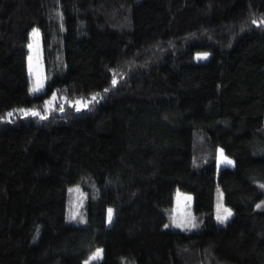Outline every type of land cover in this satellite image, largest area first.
Wrapping results in <instances>:
<instances>
[{
  "label": "trees",
  "instance_id": "obj_1",
  "mask_svg": "<svg viewBox=\"0 0 264 264\" xmlns=\"http://www.w3.org/2000/svg\"><path fill=\"white\" fill-rule=\"evenodd\" d=\"M261 21L264 0H0V264H264ZM176 191L192 231L165 227Z\"/></svg>",
  "mask_w": 264,
  "mask_h": 264
},
{
  "label": "rangeland",
  "instance_id": "obj_2",
  "mask_svg": "<svg viewBox=\"0 0 264 264\" xmlns=\"http://www.w3.org/2000/svg\"><path fill=\"white\" fill-rule=\"evenodd\" d=\"M33 30H35V32ZM28 49H29V54L27 58V65H28V76L31 82V87L37 81H40L44 85V88L41 91L43 92L45 89L46 77H45V69H44V63H43L42 42H41L40 32L36 27L32 28V30L30 31ZM202 54H205V53H198L195 55V58L198 60H206L209 56V54L206 53L207 54L206 59L198 58ZM41 92H38V93H41ZM38 93H35V94H38ZM35 94H32V95H35ZM48 101L49 103L46 104L45 111H49L54 108V106L57 103L56 96H55V99L53 100V95H52L50 99H48ZM75 101L70 102V104H72L75 108H77ZM61 103L62 104L64 103V99L61 100ZM81 103L83 104L84 101H81ZM81 108H85V107L81 106L80 109ZM217 158H218V162H217L218 168H221L222 166H232V163L227 164L223 162L225 159L227 160H230V159L224 156L221 150H219ZM217 196H218V200L215 206V217L219 225H224L231 216L228 217V219L224 223H221L220 221H218L217 215L218 214L221 216L226 215L224 210L225 209L230 210V209L225 207L224 202H223L222 193L218 192ZM85 197L86 195L85 193H83L80 187L74 186L70 189L69 199H68V212H69L70 218L73 215H75L76 218L82 219V208H83ZM189 197L191 199H188ZM191 204H192V196L190 194L176 191L175 196H174L173 206L168 216L169 220L166 224L168 225V227L166 228L170 230H187V231L194 230L195 227H191L192 224H195ZM111 216H112V212H111ZM110 219L111 218H109V210H108L107 220L110 221ZM174 221L175 223L180 224L181 227H175L173 223ZM99 249L102 250L101 248ZM90 257H92V255Z\"/></svg>",
  "mask_w": 264,
  "mask_h": 264
},
{
  "label": "snow or ice",
  "instance_id": "obj_3",
  "mask_svg": "<svg viewBox=\"0 0 264 264\" xmlns=\"http://www.w3.org/2000/svg\"><path fill=\"white\" fill-rule=\"evenodd\" d=\"M252 23H253V24H256L257 21H256V20H253ZM261 24H264V21H261ZM33 31L35 32V30H33ZM30 47H31V45H30ZM198 58L206 59V58H207V54H206V53H205V54H202V55L199 56ZM116 83H117L116 79L113 78V80H112V84L115 85ZM43 88H44L43 83L40 82V81H37V82H36V83L30 88L29 91H30V94H35V93L41 92V91L43 90ZM107 91H109V89H104V92H107ZM98 97H100V93H94V94L91 95L90 100L87 101V102H84L83 104L81 103V100H77V101H75V104L77 105V111L80 110V107H81V106H83V107H87V106H88V103H91V102H98V100H97ZM54 99H55V93H53V100H54ZM45 103L48 104L49 101H45ZM63 110H64L63 105H61V106H60V111H63ZM17 111L20 112V113H22V114L25 115V116H27V115L39 116V115H40L39 111H36V110H33V109H27V110H26V109H15V110H13V112H17ZM13 112H8V113L6 114V117H11V116L13 115ZM41 118L43 119L44 117H41ZM0 119H4V117H0ZM223 162H224V163H227V164H231V163H232L230 160H227V159H225ZM261 187H264V185H261ZM188 199H191V198L189 197ZM262 203H264V202H262ZM257 207H261V205H257ZM224 211H225L226 215H223V216H221V215H219V214L217 215V219H218V221H220L221 223H224V222L228 219V217H230L231 214H232L231 211L228 210V209H225ZM111 212H112V210L109 209V218H111ZM71 218H72V219H75L76 217H75V215H73ZM173 223H174V226H175V227H181V225L178 224V223H175V221H174ZM165 227H168V225H165ZM191 227H196V225H195V224H192ZM101 253H102V250L97 249V251L92 255V257L89 258V261H86V262H85V264H90V261H92V260H96V259H99Z\"/></svg>",
  "mask_w": 264,
  "mask_h": 264
}]
</instances>
